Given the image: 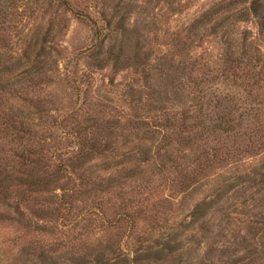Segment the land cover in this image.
Segmentation results:
<instances>
[{
	"label": "trees",
	"instance_id": "obj_1",
	"mask_svg": "<svg viewBox=\"0 0 264 264\" xmlns=\"http://www.w3.org/2000/svg\"><path fill=\"white\" fill-rule=\"evenodd\" d=\"M7 1L1 0L0 18L6 15ZM56 2L57 9L82 14L68 0ZM82 17L91 20L90 15ZM247 23L253 25L254 31L242 26ZM103 24L101 28L93 23V43L85 49L87 56L105 54L103 61L121 62L123 52L114 54L112 42L124 34L123 17L116 20L111 16ZM171 36V50L162 63L158 62L159 66L152 68L161 71L160 65L164 67V95L153 88L151 96L143 99L128 84L129 96L138 92V111L126 120L136 130V142L130 150L123 146L124 152L119 154L115 153L118 147L102 144L98 133L87 132V127L74 135L66 131L64 114L55 116L51 125L64 128L59 134L73 140L67 142L71 147L60 142L49 146L51 137L36 128L43 118L51 117V111L42 109L37 99L39 87L52 77H78V71H70L77 59H62L61 48L53 43V37L48 40V33L25 34L21 47L9 48L5 42L10 35L0 31L1 225H14L24 234L50 233L37 221L58 215L67 198L75 202L78 195L71 199L72 192L89 197L97 188L100 195L128 188L122 191L121 199L124 201L130 194L126 199L129 205L115 211L111 206L100 208L92 201L84 211L100 216L109 233L115 231L116 241L91 250L89 254L95 255L90 261L61 257L71 264H111L108 256L120 252L122 240L130 237L134 215L149 203L151 194H156L150 190L152 178L158 176L164 181L163 188L172 191L166 197L155 195L159 205H171L178 197L181 203L196 194L188 209L189 223L170 228L166 225L169 219L162 217V224L155 223L152 229L169 235L163 247L155 246L157 240L151 241L148 236L136 239L139 245L132 252L133 258L126 261L124 257L122 264H153L164 258L172 261L178 251H183L181 264H216L214 257H209L215 250L213 245L225 238L223 232L233 220L242 221L237 217L249 214L254 218L246 219L252 229V244L241 247L244 255L226 264H256L264 258V0H217L201 10L185 32ZM205 37L218 38L216 54L204 47ZM107 152L112 157V153L118 154L122 160L97 168L99 175L90 181L86 172L91 163L111 157ZM112 171H119L117 177L122 181L108 175ZM65 176L75 179L69 187L60 183ZM204 187L207 195L203 194ZM58 188L61 194H55ZM39 195L49 197L39 201ZM123 224L126 226L122 231L119 227ZM190 232L200 234L193 247L187 246L193 237L184 239L185 245L183 240L176 243V236ZM37 244L42 248L38 240L23 246L21 257L31 264L58 263L49 245L43 246L47 247L44 251H35ZM16 260L23 262L21 258Z\"/></svg>",
	"mask_w": 264,
	"mask_h": 264
},
{
	"label": "rangeland",
	"instance_id": "obj_2",
	"mask_svg": "<svg viewBox=\"0 0 264 264\" xmlns=\"http://www.w3.org/2000/svg\"><path fill=\"white\" fill-rule=\"evenodd\" d=\"M68 1L70 6L83 15H90L91 20L83 18L82 14L76 16L66 9H57L56 0H8L6 15L0 18V31L10 35V40L5 42L9 48L21 47L23 45L21 38L25 34L35 36L38 32L40 34L48 33V40L53 37V43L58 44L61 48L62 59L69 57L77 59L70 66V71H78V77L73 80L69 78L68 74L59 78L52 77L39 87L37 99L40 100L42 109L51 111L49 114L51 117L43 118L41 122L37 123L36 128L40 134L51 137L48 140L49 146H56L57 142H60L71 147L67 142L73 140L70 137H65L64 134H59L64 128L57 129L55 125H51L55 116L64 114L66 116L64 117L66 131L74 135L75 132L87 127V132L98 133L95 135L102 140V144L108 142L112 148L118 147L115 153L120 154L122 151L124 152L123 146L127 145L130 150L136 142V130L131 128L132 124L127 123L126 120L131 119V114L137 110L138 92H133L129 96L130 87L128 84H132L143 99L151 96L153 88L163 96L166 84L164 67L160 65L161 71L152 70V68L156 65L159 66L158 62L162 63V58L171 50V34L185 32L188 26L193 23L194 17L217 0ZM111 16L116 20L123 17V30H125L124 34H119L112 42L114 54H118L120 50L123 52L122 60L118 63L114 59L103 61V58H106L105 54L87 56L85 51L93 43V23L97 22L100 27H103V20ZM242 26L254 31L251 23L242 24ZM54 35H56L55 38ZM204 39V47H208L211 52L216 54V47L220 46L217 42L218 38L205 37ZM106 44L109 45V41ZM60 61L64 62V60ZM142 103L144 104L146 101L143 100ZM107 127H111V129L106 130ZM107 133L109 136H106ZM87 137L90 138L91 135L88 134ZM112 155L113 157L110 154L111 157L106 160L91 163L92 167L89 171H85L86 175H89L87 178L90 181L99 175L97 168L104 165L113 166L115 162L122 160L118 154L112 153ZM147 168L140 167L139 169L147 170ZM111 174L115 175L117 180L122 181L117 177L120 175L119 171H112L108 175ZM101 175L105 177L104 173ZM74 180L72 176H65L60 180V183L69 187ZM152 180L151 193L163 194L165 197L172 194V191H169L167 187L163 188L164 181L161 177L155 176ZM205 189L207 187L202 188V191L207 195L208 191ZM128 190V188H118L114 193L100 195L97 188V192H90L89 197L72 192L71 199L78 195L75 202H70L67 198L58 215L55 213L52 218L46 216L42 220L37 219L38 225L51 231L50 233L35 231L24 234L23 230L17 229L14 225L0 224V242H4V245L0 244V264H31L21 257L20 249L28 242L36 243L37 240L42 248H39V244H37L34 250L44 251L47 247L43 246L49 245L55 251V257L58 258L57 264H71L70 261L63 260L62 256L67 258L71 256L78 260L84 257L87 259L86 261L92 260L95 254H89L92 252L91 250L99 249L97 247L108 243H114L116 241L115 231L109 233L106 223L100 219V216H93L89 212L87 215L84 211L89 209L92 201L99 203L100 208L111 206L110 209L113 207L117 211L118 207L130 204L126 201L130 194H126L124 201L121 199L124 198L122 191L127 192ZM59 193L62 192L58 188L55 190V194ZM156 194H151L149 203L139 208L142 211L137 216L134 215L135 220L129 234L130 237L128 239L124 237L121 242L123 248L120 252L108 256L111 264L117 262L122 264L120 260L124 257L127 258L126 261L132 259L134 256L132 252L139 245L135 244V241L139 238L146 239L148 236L151 241L157 240L158 243L155 246L163 247V244L169 239V235H161L158 228L152 229L155 223L162 224V217L169 219L166 225L170 228H175L180 223H189L188 209L196 199V194L181 203L178 197L177 201L171 205L168 203L159 205L158 198H155ZM45 197L49 196L41 197L39 195L38 200L41 201ZM68 206L69 208H67ZM256 211L254 210V212ZM262 211L264 212V208ZM237 218L242 221L233 220L223 232L225 238L213 245L215 250L210 253L209 257H214L216 264H226L227 261L239 259L244 255L241 247H246L247 243L252 244V240H250L252 229L249 227L250 222L248 223L246 219L249 218L251 221L254 218L250 214L246 218L242 216ZM125 226L123 224L119 229L123 231ZM174 235L172 233L173 237ZM176 237V243L183 240L184 245L187 243L184 239L193 237V242L187 245L193 247L194 241L200 239V234L194 235L190 232ZM151 241L150 244H152ZM243 241L245 242L243 243ZM146 243L149 242H144V245ZM165 252L166 250L163 251V254ZM182 252L178 251L172 261L164 258L163 261L153 264H181ZM163 254L161 253V255ZM17 258H21L23 262L16 260ZM256 264H264V258L258 260Z\"/></svg>",
	"mask_w": 264,
	"mask_h": 264
}]
</instances>
